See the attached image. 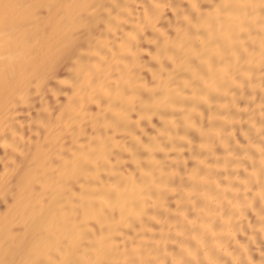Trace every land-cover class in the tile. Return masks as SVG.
Instances as JSON below:
<instances>
[{
	"label": "bare ground",
	"instance_id": "bare-ground-1",
	"mask_svg": "<svg viewBox=\"0 0 264 264\" xmlns=\"http://www.w3.org/2000/svg\"><path fill=\"white\" fill-rule=\"evenodd\" d=\"M0 264H264V0H0Z\"/></svg>",
	"mask_w": 264,
	"mask_h": 264
}]
</instances>
